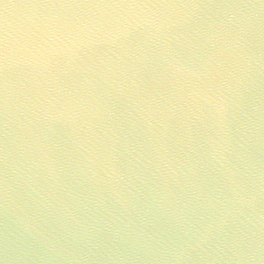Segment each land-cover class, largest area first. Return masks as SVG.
<instances>
[{
  "label": "clouds",
  "instance_id": "clouds-1",
  "mask_svg": "<svg viewBox=\"0 0 264 264\" xmlns=\"http://www.w3.org/2000/svg\"><path fill=\"white\" fill-rule=\"evenodd\" d=\"M0 264H264V0H0Z\"/></svg>",
  "mask_w": 264,
  "mask_h": 264
}]
</instances>
